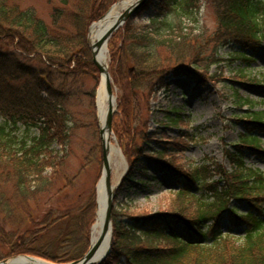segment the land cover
Returning <instances> with one entry per match:
<instances>
[{
    "label": "trees",
    "instance_id": "obj_1",
    "mask_svg": "<svg viewBox=\"0 0 264 264\" xmlns=\"http://www.w3.org/2000/svg\"><path fill=\"white\" fill-rule=\"evenodd\" d=\"M115 1L48 0L46 20L33 6L0 0V245L6 251L0 259L27 253L64 262L78 259L89 246L94 192L73 213L41 211V205L66 161L73 127L69 103L78 77L97 78L88 27ZM206 3L215 17L211 31L181 19L196 21L201 0H149L113 35L110 69L119 89L113 128L129 162L122 184L139 161L150 159L170 168L179 187L161 211L131 213L114 206L110 250L98 264H264V170L243 161L247 150L264 158L258 137L264 133V110L249 107L239 118L245 131L236 150L227 152L230 170L216 162L180 164L176 155L192 135L184 129L163 143L146 131L140 112L141 100L166 90L170 78L188 79L194 87L227 81L221 76L222 47L236 46L231 58L246 62L264 51V0ZM145 10L153 35L136 22ZM239 73L245 78L242 69ZM250 80H264V73ZM234 93L238 107L254 104ZM180 113L166 116L175 123L182 120ZM31 128L38 132L31 134ZM100 148V142L91 147L86 162ZM215 172L220 176L213 179ZM223 221L240 224L242 234L222 232Z\"/></svg>",
    "mask_w": 264,
    "mask_h": 264
},
{
    "label": "rangeland",
    "instance_id": "obj_2",
    "mask_svg": "<svg viewBox=\"0 0 264 264\" xmlns=\"http://www.w3.org/2000/svg\"><path fill=\"white\" fill-rule=\"evenodd\" d=\"M15 1L21 7H35L42 18L49 19L51 5H49L48 0ZM154 1L158 2V0ZM149 16H151V13L145 10L137 17L136 22L143 28L148 29V32L153 35L154 32H151L153 25L150 23ZM173 16L174 14L170 15V18L174 19ZM181 19L183 24L194 28L206 27L211 31L215 27V17L206 0H201L196 21L185 17H181ZM97 20L92 21L88 27L87 44L90 27ZM117 29L106 41L108 70L112 78L111 82L116 98L113 119L114 117L116 119L115 114L119 116L117 104L119 89L111 75L110 49L111 45H114L115 41L112 42V39ZM237 49L236 46L227 45L219 50L220 55L224 57V61L221 63V70L223 71L221 76L229 77L227 81L224 82L219 79L205 86L194 87V84L188 79L170 78V85L166 90L165 88H160L152 92L147 100L145 99L146 101L141 100L143 107L140 108V112L144 119L146 131L155 133L163 143L179 137L184 129H187L189 134L192 135V139L184 142L185 150L176 155L180 164L187 165V163L191 162L193 166H196L202 163L216 162L221 168L229 170L231 164L227 152L236 150L234 145L238 143L240 135L245 131L244 124L239 118L244 115V111L249 107H252L253 110H264V80L255 83L250 80L252 77L259 78L264 73V51L256 53L254 60L246 62L241 58H231V52ZM240 69L245 72V78H239ZM100 76L98 71L96 79L86 74L78 77L73 97L69 103L73 127L71 128L68 154L62 172L53 186L54 188H52L50 195L43 198L45 200L44 205H41V211L45 208L53 207L58 209V211L70 210L72 213L77 212L85 204L91 192H94L96 202V186L103 172L101 148L96 156H90L87 162L85 155L97 142H100L101 147L100 126L95 103ZM234 90L239 95L250 98L254 104L244 103L238 107L234 100ZM90 92L93 93L92 100ZM172 107H178V109L173 110ZM180 110L183 113H180ZM168 113L170 117L180 113L183 116L182 120L171 123L170 117L166 116ZM113 123L112 120L114 142L120 147L125 161V165L119 168L122 173L125 171L126 166L127 168L129 167V162L117 139ZM21 131H23V128ZM37 132L36 128L30 129L31 134ZM258 137L261 138L260 145L264 147V133H259ZM152 146L158 147V144L154 142ZM56 147L58 148V146ZM243 161L247 166L264 170V158L258 154L251 153L249 150L245 151ZM219 176L220 174L215 172L212 178L216 179ZM71 178L72 182L65 187L67 181ZM112 180H114L113 170L111 172V182ZM122 180L123 178L115 190L113 207L115 206L131 213H152L168 208L171 203V195L179 187L177 177L170 168H161L158 163L150 159L139 161L135 169H133V177L123 184ZM198 193L201 194V191H198ZM176 229L180 235L185 237L183 229L179 225L176 226ZM221 230L230 231L233 234H242L243 232L240 224L227 221H223ZM206 241L208 242L209 240L206 239ZM5 252L4 247L0 245V253L5 255ZM16 255H22V253L6 255L0 260Z\"/></svg>",
    "mask_w": 264,
    "mask_h": 264
},
{
    "label": "bare ground",
    "instance_id": "obj_3",
    "mask_svg": "<svg viewBox=\"0 0 264 264\" xmlns=\"http://www.w3.org/2000/svg\"><path fill=\"white\" fill-rule=\"evenodd\" d=\"M136 0H118L115 2L107 13L94 23H92L89 31V42L94 46L95 58L102 65L105 71L109 72L108 58H107V48L106 42H103L100 46H97V42L101 39L104 33L110 28L119 18L120 14L129 6H131ZM106 72L101 73L100 80L95 95V103L97 110V117L99 126L102 131V138L106 146V160L110 169V172H114L113 184L116 185L117 181L121 176L119 168L125 165L120 147L114 142V134L108 130L105 125L106 115L110 108L115 107V93L113 92L112 97H109L105 87ZM115 170V171H114ZM97 192V202H98V215L96 223L92 230V241H95L98 233L103 226V212L106 205V200L108 197V192L105 187L104 179L101 177L96 186ZM110 241V229L107 228L104 233L100 247L97 252V256L104 254L108 249ZM7 264H56L53 262L37 259L34 257H28L25 255L13 256L6 259Z\"/></svg>",
    "mask_w": 264,
    "mask_h": 264
},
{
    "label": "water",
    "instance_id": "obj_4",
    "mask_svg": "<svg viewBox=\"0 0 264 264\" xmlns=\"http://www.w3.org/2000/svg\"><path fill=\"white\" fill-rule=\"evenodd\" d=\"M148 1L149 0H136L131 6L127 7L120 14V16L117 19V21L110 28L107 29V31L104 33V35L97 42L96 45L100 46L103 42H106L107 39L109 38V36H111V34L120 25H122L123 22L128 17L133 16L144 5H146L148 3ZM104 15H102L100 18H102ZM88 46H89L90 51H91V56H92L93 63L95 64V66L97 67V69H98V71H99V73L101 75V73L106 72V71L102 67V65L96 60V58H95L96 50L94 49V46L92 44H90L89 41H88ZM105 80H106L105 81V87H106L107 94H108L109 97H112V95H113V87H112V82H111L112 79H111L110 73L108 71L106 72ZM114 112H115V107L114 108H110L108 113H107V115H106V120H105V125L108 128V130L111 131V132H112V120H113ZM99 133H100V139H101V153H102V163H103V172H102V176L101 177H103V179H104L105 187H106L107 192H108V197H107L106 205H105L104 212H103V226H102V229L100 230V232L98 233L96 240L92 241V239H93L92 230H93L94 224L96 223L97 215H98V202H97V193H96L95 220H94V222H93V224L91 225V228H90V245L88 246L87 250L84 252V254L80 258L74 259V260H71V261H68V262H59V263H56V264H97L98 262H100L101 260H103L105 258L106 254L110 250L111 235H112L111 212H112V207H113L114 193H115V190L118 187L123 175H121V177L117 181L116 185H114L111 182V172H110L107 160H106V156H107V154H106V146H105L103 138H102L101 128L99 129ZM107 228L110 229V241H109L108 249H107V251L104 252V254H102L100 256H97V252H98V249L100 247L102 237H103L104 233L106 232ZM23 255L28 256V257H34V258H37V259L48 261V260H46V259H44L42 257H39V256H33V255H29V254H23ZM16 256H19V255H16ZM49 262H52V261H49ZM53 263H55V262H53ZM0 264H7L6 259L0 260Z\"/></svg>",
    "mask_w": 264,
    "mask_h": 264
}]
</instances>
